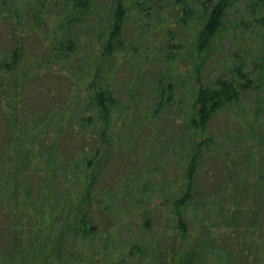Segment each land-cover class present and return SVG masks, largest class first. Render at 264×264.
Listing matches in <instances>:
<instances>
[{"label":"rangeland","instance_id":"obj_1","mask_svg":"<svg viewBox=\"0 0 264 264\" xmlns=\"http://www.w3.org/2000/svg\"><path fill=\"white\" fill-rule=\"evenodd\" d=\"M2 1L0 48L15 46L17 38L16 45L24 47L26 55L11 80L0 77V151L8 143L10 128L6 115L12 113L20 126H28L27 131L31 129L28 134L36 144L35 159L29 163L22 161V165L34 162L33 172L40 170L46 174L51 165L59 164L60 172L69 173L77 161L74 153L81 154L88 142L77 126L78 117L85 107L89 81L97 73L120 99L132 106V113L123 118L124 124L116 121L112 124L111 144L101 139L100 129H90L91 144L84 152L90 157L94 153L105 157L107 151H112L111 157L100 166L102 175L93 191L100 193L121 184L120 179L113 180L115 174L123 179L133 172L138 185L143 180L150 183L144 192L141 186L128 185L123 187V194L119 191L117 202L121 206L132 202L129 210L120 216L130 215L137 221L132 225L136 231L129 229L131 223L122 226L120 223L114 229L121 245L134 241L142 232L140 238L155 242L151 248L153 261L161 264H264V80L261 82L264 74L256 72L264 62V7L254 8L251 17L249 10L254 0L235 3L227 11L224 34L215 39L201 61L190 50L194 28L179 29L173 38L183 48H178L180 52L175 54V60L165 65L162 57L167 51L165 47L170 45L166 36L168 24L177 26L176 10L170 16L173 0H156L160 3L144 11L132 8L124 25L120 49L109 58L100 57V40L105 38L101 31L109 19L107 3L110 5L111 1L95 0L97 19L77 27L80 53L67 63L51 65L46 63L42 48L53 36V22L35 26L31 0H10V5L8 0ZM11 7L17 11L12 13ZM239 60L245 63L246 77L251 78L245 83L237 76ZM219 80L237 83L239 99L221 109L206 130L192 129L187 116L195 92L200 87H215ZM170 84L172 100L152 118L149 111L155 98L164 90L167 99ZM202 140L196 192L184 210L188 232L182 235L171 208V193L177 190L175 196L181 194L185 165ZM21 143L24 153H28V145ZM14 148L11 145L9 163H12L9 158L16 156ZM51 154L54 156L50 163ZM91 168L96 167L91 165ZM85 171L89 172L86 164L77 166L78 178H84ZM66 177L51 179L53 185L47 186L46 192L50 194L43 211L39 203L32 206V212L39 218L52 221L54 212L74 209L72 200L82 195V185L75 180L66 190L62 186ZM34 182L29 186L32 197H37L38 186ZM3 196L4 193L0 195V207ZM21 201L20 196L18 208L23 206ZM150 208L153 226L145 230L143 222ZM0 217V247L5 244L8 251L10 233L3 229L4 218ZM98 225L102 231L107 227L99 218ZM47 236L41 243L48 245L49 251L50 247L59 246L55 250L63 261L72 259L71 254L75 255L78 249L88 247L93 251L92 247L98 244L96 238L75 244L68 239L56 243L53 232ZM122 254H115V258ZM36 259L33 264H40L42 254Z\"/></svg>","mask_w":264,"mask_h":264},{"label":"trees","instance_id":"obj_2","mask_svg":"<svg viewBox=\"0 0 264 264\" xmlns=\"http://www.w3.org/2000/svg\"><path fill=\"white\" fill-rule=\"evenodd\" d=\"M7 2V0H5ZM107 6L109 8V19L104 25L101 33L105 38L101 39L100 57L109 58L115 55L122 44V35L124 25L129 12L132 8L137 11H144L151 8L154 4L160 2L156 0H109ZM161 1V0H159ZM196 3H194V2ZM173 0L170 16L173 9L177 15L175 19L177 26L173 27L172 23L168 24L166 36L169 39V44L165 47L166 54L162 57L165 65L175 60V54H178L179 49L183 48L182 43L176 44L173 36L179 33V29L192 27L193 46L191 52L196 56L197 60L201 61L205 58L206 53L211 49L212 43L216 38L224 34L226 25L227 11L240 0ZM4 1L0 0V6ZM5 2V3H6ZM95 0H31L30 4L33 8L32 19L35 26L46 24L50 20L53 22V36L42 52L45 54V60L48 64H63L67 63L72 57L80 53V46L77 42V27L85 22L95 21L94 16ZM105 2V1H104ZM8 5L11 1L8 0ZM250 5V16L254 17L252 11L254 8L264 7V0H254ZM171 8V2H170ZM159 10V9H157ZM10 11H17L15 7H11ZM16 44L18 39H15ZM11 48H0V77L7 79L15 75L23 59L26 55L24 47L16 45ZM179 48V49H178ZM175 49V50H174ZM237 60V59H236ZM246 66L242 60L238 62V77L245 83L251 78L246 77ZM259 75L264 74V62L258 65L257 71ZM263 78V77H262ZM263 80L261 82L263 83ZM88 84V93L85 100L83 113L78 117V127L84 132V136L88 138L85 142L84 151L88 149L89 131L91 128L100 129V137L106 143H110L109 130L112 124L116 121L123 122L125 116H130L132 106L125 103L119 98L116 91L102 79L97 73ZM169 94L167 99L164 98V90H160L159 97L156 99L150 108L151 117H156L165 103L172 100V84L169 86ZM240 96V87L235 82L219 80L215 87H200L194 94L192 110L187 116L190 127L196 130L204 131L213 117L224 107H228L235 103ZM7 121L9 131L7 132V145L0 151V195L4 193L2 206L0 207V216L4 218V227L10 233V247H5L2 244L0 247V264H33L37 257L41 256L40 264H161L163 262L153 261V250L151 249L155 242L140 238L142 232L135 236L134 241H128L126 245H121V241L115 236L114 229L120 223L121 226L137 222L132 216H120L125 210H129L132 202H127L121 206L117 199L120 192L124 193L123 187L128 185L133 188L142 187V191L150 184L148 180H143L137 184L133 172L127 173L125 177L120 178L114 175V181L121 180L118 186H111L109 189H102L100 193L93 191V186L97 178L102 175L100 170L101 164L107 161L111 156L112 151L109 150L105 157L94 153L91 157L86 152L74 153L77 161L72 165L69 173L60 172V165H51L48 172L37 170L33 172L34 162L29 166H23L22 161L26 163L32 162L35 159L36 144L32 143V138L28 134V126H20L19 120L12 113L7 112ZM124 124V122L122 123ZM22 128V129H21ZM28 145V153H24L23 144ZM204 140L196 144L194 152L185 165V174L182 179L181 194L175 196L177 190L171 193L172 203L171 208L177 217L178 226L185 235L188 232V225L184 218V210L192 203V198L195 195V177L199 162L201 161L200 154L202 153V144ZM11 145L14 148L15 155L9 159ZM87 147V148H86ZM98 149L99 146H92V149ZM67 155V154H65ZM54 154L48 157L49 162L53 160ZM69 156V155H67ZM99 158V159H98ZM95 159H98L96 162ZM103 162V163H102ZM86 164L89 172L84 178H78L76 167ZM91 165L96 168L92 169ZM89 166V167H88ZM143 174V173H142ZM140 174L139 179H141ZM66 177L62 181L63 188L69 190L67 186L73 184L75 180L81 183L82 195L77 200H72L74 209L71 212H54L52 221L39 218L37 214L32 212V206L41 204L43 211L45 200L49 196L46 192L47 186L53 185L56 178ZM77 178V179H76ZM52 179V180H51ZM37 180V182H34ZM166 180H173L168 178ZM38 186V196H33L32 183ZM27 186L25 190L22 187ZM169 185V183H168ZM120 191V192H119ZM64 192V191H61ZM20 196L22 197V207H17ZM62 196H65L62 194ZM140 202V201H139ZM148 207V206H147ZM121 208V209H119ZM149 210V211H148ZM147 215L143 222L145 230H151L153 226V214L150 209H147ZM99 220L107 225L105 230H101L98 225ZM42 219V220H40ZM1 220V217H0ZM125 221V222H124ZM2 224V223H0ZM134 226V225H133ZM112 230H110V229ZM48 232L55 233L56 243H60L65 239L69 243H79L81 240L96 238L98 244L92 247L94 250L87 247L85 250L78 249L75 255L71 254L72 259L58 258L59 251H56L59 246L50 247L45 243H41L48 236ZM163 234V232L161 233ZM47 236V237H46ZM41 240V241H40ZM6 241V236L3 237V243ZM101 244V246H98ZM7 246V244H6ZM79 246V245H78ZM5 247V248H3ZM81 248V246H79ZM122 254L121 257L115 258V254ZM80 254V255H79ZM114 254V255H113ZM115 258V259H112ZM36 259V260H35ZM79 259V260H78Z\"/></svg>","mask_w":264,"mask_h":264}]
</instances>
